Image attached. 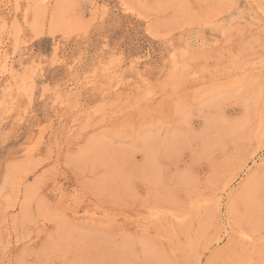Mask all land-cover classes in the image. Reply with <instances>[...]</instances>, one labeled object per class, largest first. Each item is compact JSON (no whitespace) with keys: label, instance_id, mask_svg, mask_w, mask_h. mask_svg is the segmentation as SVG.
<instances>
[{"label":"rangeland","instance_id":"obj_1","mask_svg":"<svg viewBox=\"0 0 264 264\" xmlns=\"http://www.w3.org/2000/svg\"><path fill=\"white\" fill-rule=\"evenodd\" d=\"M0 264H264V0H0Z\"/></svg>","mask_w":264,"mask_h":264}]
</instances>
